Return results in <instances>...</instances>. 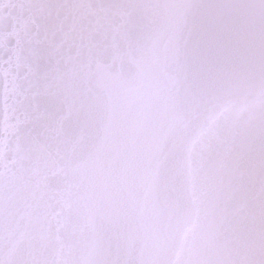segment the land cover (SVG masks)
<instances>
[{"label": "snow or ice", "instance_id": "1", "mask_svg": "<svg viewBox=\"0 0 264 264\" xmlns=\"http://www.w3.org/2000/svg\"><path fill=\"white\" fill-rule=\"evenodd\" d=\"M0 264H264V0H0Z\"/></svg>", "mask_w": 264, "mask_h": 264}]
</instances>
